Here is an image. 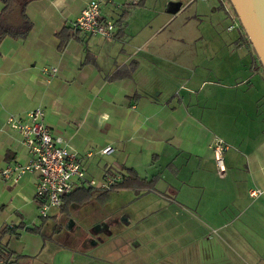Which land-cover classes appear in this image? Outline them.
Instances as JSON below:
<instances>
[{
	"label": "crops",
	"instance_id": "obj_1",
	"mask_svg": "<svg viewBox=\"0 0 264 264\" xmlns=\"http://www.w3.org/2000/svg\"><path fill=\"white\" fill-rule=\"evenodd\" d=\"M89 1L32 0L24 8L31 22L27 34L0 39V170L30 160L20 133L6 123L7 116L23 117L41 107L53 135L76 152L81 166L93 156V150L104 156L110 154L101 153L102 148L115 147L121 158L109 161L119 163L113 172L101 171L102 179L106 182L115 175L114 181L119 183L134 174L130 185L120 189H140L138 195L147 212L139 217L128 211L122 243L118 249H109L102 260L110 264H264V71L257 67L258 60L239 22L238 33L220 41L202 37V32L191 36L190 32L191 23L196 24L193 17L198 19L210 11L213 20L218 18L223 9L219 1L100 0L101 14L121 25L115 24L113 37L103 38L72 27ZM21 2L13 0L16 15L9 17L12 4L4 15L5 24L21 23ZM200 23L198 19L197 29L204 31L206 25ZM161 31L166 32V38L160 37ZM186 31L190 33L187 38ZM175 38L180 41L175 43ZM191 44L201 55L206 53L204 47L213 45L210 59L220 53V62H235L234 69L225 73L220 68L214 75L218 80L213 78L212 67L201 72L186 69L191 62L186 47ZM168 46L170 51H163ZM238 50L247 56L237 55ZM224 76L226 84L220 83ZM164 77L171 79L167 85L162 82ZM170 85L176 87L170 90L179 98L174 108L168 106L175 96L166 92ZM164 122L181 142L180 148L171 147L170 136L138 134L157 130ZM213 133L227 143L223 175L215 169ZM145 143L152 156L150 163L142 165L136 145ZM165 149L166 168L157 171V159ZM138 165H142L143 174ZM83 170L85 178L93 180ZM36 184L37 175L32 172L17 182L0 174V252H11L6 264H28L31 260L27 257L37 254L39 240L56 243L58 239L59 235L50 233V238L41 230L48 219H37ZM82 186L90 187L83 182L76 188ZM253 188L261 192L251 198ZM99 190L96 196L106 191ZM117 190L109 191L104 201L95 198L104 204ZM192 191L199 193V209L194 198L185 194ZM155 194L160 201H155ZM150 201L161 208L149 212ZM73 204L83 202L69 207ZM69 207L51 218L69 214ZM54 209L59 207L49 212ZM165 215L172 218H168L166 230L154 228L158 224L147 218ZM144 221L147 224L138 228V222ZM17 229L25 231L18 234Z\"/></svg>",
	"mask_w": 264,
	"mask_h": 264
},
{
	"label": "rangeland",
	"instance_id": "obj_2",
	"mask_svg": "<svg viewBox=\"0 0 264 264\" xmlns=\"http://www.w3.org/2000/svg\"><path fill=\"white\" fill-rule=\"evenodd\" d=\"M191 1V0H190ZM202 2V3H212V4H217L219 0H197V2ZM192 2V1H191ZM231 6V5H230ZM13 10L12 12L9 14V17L11 16L12 18L15 17L16 15V6L15 4H13L12 6ZM223 9H220L219 13L220 15L218 16L217 19L213 20V16L210 15V11H207V13H204L202 15L199 16L198 19L201 20L202 23H200L199 25H206L204 31L197 29V22L198 19L196 18H192V20H195V25L194 23H191L190 25V32H191V36L194 34H197V37L199 36L200 32H202V37H213L215 40L218 39H222V38H229L231 39V37L235 36L236 33H238L237 31V27L232 28L234 29L233 31H227V30H231L229 29L230 26L224 27L226 26L229 22H231V16L233 15V8L232 10L228 7V12L224 9V7L222 6ZM185 9L182 10L181 13H184ZM235 13V12H234ZM235 17V16H234ZM238 23V22H237ZM209 25V26H207ZM212 25V26H210ZM240 26V24H239ZM227 28V30H226ZM219 32H221V34H219ZM244 33V32H243ZM218 34V35H217ZM222 35V36H220ZM190 36V33L188 31H186V38ZM218 36V37H217ZM160 37L162 38H166V32L165 31H161L160 32ZM221 37V38H219ZM224 40V39H223ZM180 40L179 38H175V43H178ZM221 41V40H220ZM225 41V40H224ZM209 48V49H208ZM208 48L204 47L205 50V54L201 55L200 51L198 48H196V46L194 45H190L186 47L187 50H189V52H191V62L187 65L186 69H189L190 67L196 69V72H201L204 71V68H208V67H212L214 70V75H216L217 73L219 74L220 72V68L222 71H224L226 73V71H229L230 69L233 70L234 66H235V62H228L226 61V57L227 55H225L224 59L225 61L220 62L219 59V54H218V58L216 57V55L214 56V58L211 60L210 59V54L212 51V49L214 48L213 45H208ZM227 48V47H225ZM235 48V47H234ZM171 47H165L163 51H170ZM197 49V50H196ZM211 49V50H210ZM196 50V53L194 54V51ZM189 52L186 51V60L185 63H187V61L189 60ZM219 52V51H218ZM170 53V52H168ZM175 54V52H173ZM231 53V52H230ZM245 53V55H244ZM171 54V53H170ZM246 55L245 51L238 50L237 55ZM233 58V57H232ZM234 61V60H233ZM167 66H170L168 63H165ZM223 64V69H222V65ZM173 71V68H172ZM220 77V76H219ZM213 78H215V80H218L216 76H214ZM221 82L223 84L227 83V79L226 77H221ZM171 81V79L169 77H164V80H162V82H164V85H167L168 82ZM173 83V82H172ZM199 83L196 84V86ZM176 87H173L170 85L168 87H166V92L170 93V94H174L175 91H171V90H175ZM171 89V90H170ZM205 92H207V88H205L204 90ZM178 93L182 96H184L183 93H181V91H178ZM193 94H195V92H193ZM206 95V93H205ZM186 96V95H185ZM188 96V95H187ZM186 101L188 100V97L185 98ZM179 104V98L177 95L174 96V98L172 99V101L168 104L169 108L173 106V108L175 106H177ZM171 110V109H170ZM173 110V109H172ZM171 110V111H172ZM172 113V112H171ZM169 124H167V122H164L159 129L157 130H152L149 129V131H139L138 134H143V135H155L158 136L159 138H167L168 136H170L169 140H171V147L172 148H176L177 146L180 145L181 142H179V140L174 136V132L172 129L169 128ZM216 137H220V135L218 134H212V140L211 142H214V139ZM211 143V145H212ZM138 146V149L140 150V163L143 164H148L151 162V151L148 149V146L145 144H140V145H136ZM180 148V146L178 147ZM93 150V149H92ZM97 149L93 150L92 152L94 153L92 157L87 158L86 160H84L82 163V169L86 170L87 175L92 176L91 178L93 179V181L95 182L96 186H93L91 193L93 194L92 198L90 200H88L87 202L83 203V204H73L69 207V214L67 216H70L71 218H73L76 223H77V228L74 232H70L68 229L65 228V225L67 223L68 217H66V214H61L60 215V219L63 220L64 222H62L63 224V230H62V234L59 238L55 242H52L51 240H47L42 238V240H39V245L38 246V250L36 251L37 254L36 255H30L27 257L28 260H31L30 262H28V264H110L104 260H102L105 257H102L105 253L106 247H108V244L105 243V245L103 247H98L96 249H92L91 251H89L88 253L85 252V249L82 248H78L76 245L79 243L83 233L85 232H89L90 227L94 224L95 221H99V220H103L105 218H119L121 216H124L128 213V211H132L133 213H138L139 217L141 215H143L144 213L147 212V207H145V202L141 201L142 198L141 196H139V192L140 189H130V191L126 190V189H120L117 190L115 192H113L111 194V198L108 199L109 201L106 203H100L98 201H100L99 199H95V196L98 192H100L99 189H101L99 187V183L104 182V179H102L100 172L103 170H109L108 173H110L112 171V169H114V167L116 168L118 163L114 160V161H109V159L113 158L116 156V158H121L120 155H117L115 151V147L112 148V151H110L108 154L110 155H104L102 156L101 154L99 155L98 153H95ZM110 156V157H108ZM167 156H168V150H163V153L161 154V157L157 159V171L161 170V169H165L166 168V162H167ZM114 159V158H113ZM139 163V164H140ZM142 165L139 167L138 165V171L143 174L142 172ZM137 167V165H136ZM84 171V170H83ZM113 172V171H112ZM85 175V172H84ZM115 175L110 178L107 179H115L114 178ZM99 189H98V188ZM193 187H198L195 184L193 185ZM255 189V188H253ZM104 190V189H101ZM102 192V191H101ZM130 194V195H129ZM188 197H192L194 198V205L195 208L199 209L200 205L202 203V201H198L199 200V193L197 191H192L190 193H185ZM129 195V196H128ZM126 196V197H125ZM156 200L155 201H160L158 200V195H156ZM127 198H132L130 201H126ZM126 201V205H123V203ZM155 201H150L149 202V212H152L153 210H158L159 208H161V205ZM37 219L38 221H41L42 219L39 217V210H37ZM59 210L54 209L51 210L48 213V216H52L54 214H58ZM135 218V217H134ZM148 221L158 224L157 226H154V228L156 227H160V228H164L165 230L168 229L169 224L167 223L169 221L168 218H171V215H165V216H161V217H155L154 219H150V216H147ZM48 220L45 221V224L42 226V231L47 233V235L51 233V228L53 226V224H55V220L54 218H47ZM172 219V218H171ZM155 221V222H154ZM134 223H137V220L134 221ZM147 222L144 221V223H140L138 222V228L143 227L144 225H146ZM122 227V225L120 226ZM125 227H122V230ZM18 230V229H17ZM24 229H19L18 230V234L23 233ZM202 231L204 232V230L202 229ZM20 241L26 242V236L25 239H23V237L20 239ZM67 245H71V246H76L73 249L67 248ZM57 249H59V251L57 252ZM116 252H113V255H115ZM92 256H96V258L92 257ZM98 257H102V258H98ZM148 264V263H146ZM168 264H172V263H168Z\"/></svg>",
	"mask_w": 264,
	"mask_h": 264
},
{
	"label": "built area",
	"instance_id": "obj_3",
	"mask_svg": "<svg viewBox=\"0 0 264 264\" xmlns=\"http://www.w3.org/2000/svg\"><path fill=\"white\" fill-rule=\"evenodd\" d=\"M219 2L227 12L228 7L232 10L228 0H219ZM101 6L100 0H90L73 21V29L88 35H98L103 38L113 37L115 23L101 14ZM231 20L229 29L238 24V18L234 12ZM51 70L55 71V68H51ZM6 123L20 133L22 142L30 155V160L26 163L8 164L0 170V174L4 179L13 182H17L27 172L37 175L35 197L39 201L40 217H47L51 208L59 207L63 194L73 190L83 182L89 186L95 185L93 180L85 178L76 152L63 144L61 137L53 135L44 121V111L41 107L27 111L23 117L9 114ZM211 148L216 172L223 175L226 171L224 154L227 143L222 138L217 137ZM110 151H112L110 146L100 150L103 154H108ZM113 181L114 179H110L100 184L99 187L107 189ZM260 192L258 189H251L249 195L256 197Z\"/></svg>",
	"mask_w": 264,
	"mask_h": 264
},
{
	"label": "trees",
	"instance_id": "obj_4",
	"mask_svg": "<svg viewBox=\"0 0 264 264\" xmlns=\"http://www.w3.org/2000/svg\"><path fill=\"white\" fill-rule=\"evenodd\" d=\"M30 1H32V0H22V2L19 4V16L21 18V23L19 25H16V26H11L9 24L4 23V15L7 12H9L10 7L13 4V0H1V2L3 3V9L0 11V39L5 35L18 37V36H25L27 34V32L31 28V22L28 20L24 8H25V5ZM115 24H118L117 26H121L119 21L115 22ZM240 28L243 30V28L241 26H240ZM60 32H63V31H60ZM243 32H244V30H243ZM244 35H245V39L250 44L249 39L247 38L245 32H244ZM250 47H251V44H250ZM256 59L258 60L257 57H256ZM257 67L258 68L262 67L259 60H258ZM133 179H135L134 174H129V175H126V178L119 183L117 181H114L112 184L109 185V187L106 189L105 192L98 194L97 198L101 199V201H104L103 199L107 198L109 191L117 190L123 186L130 185V181H132ZM91 190H92V186H90V187L82 186V187H78L76 189H73V190L63 194L61 197L60 205H59V213L67 212L68 207L71 203H82L85 200L89 199L92 195ZM251 198H253V197H251ZM50 217H52V216H47L44 218L47 219ZM53 218L56 219V216L55 217L53 216ZM57 228H58L57 226H53L52 231L55 233L58 230ZM10 256H11V252H9V251H7L6 254H3L0 252L1 264H6L8 262L7 258H9Z\"/></svg>",
	"mask_w": 264,
	"mask_h": 264
},
{
	"label": "flooded vegetation",
	"instance_id": "obj_5",
	"mask_svg": "<svg viewBox=\"0 0 264 264\" xmlns=\"http://www.w3.org/2000/svg\"><path fill=\"white\" fill-rule=\"evenodd\" d=\"M97 197V196H95ZM91 198L85 200L83 203L87 202ZM96 199V198H95ZM68 217L67 223L65 225V228L68 229L70 232H74L77 228L76 221ZM58 219V218H57ZM55 220V224L53 226H57L58 230L54 233L51 228V234H55V236L59 235V238L62 234L63 230V224L64 222L61 219ZM126 224V215L121 216L119 218H105L103 220L95 221L94 224L90 227L89 232H84L79 243L76 245L78 248L85 249V252H89L92 249H96L98 247H103L106 244H108V247H106L107 250H105V253H108L107 251L109 249H118L119 244L123 241V234L124 229L122 230V227H125ZM122 225V227H120ZM52 236V235H51ZM49 235V237L51 238ZM124 244V243H123ZM123 244L121 246H123ZM71 246V245H67ZM73 247V246H71ZM105 253L102 257H105ZM98 257V258H102Z\"/></svg>",
	"mask_w": 264,
	"mask_h": 264
},
{
	"label": "water",
	"instance_id": "obj_6",
	"mask_svg": "<svg viewBox=\"0 0 264 264\" xmlns=\"http://www.w3.org/2000/svg\"><path fill=\"white\" fill-rule=\"evenodd\" d=\"M264 70V0H228Z\"/></svg>",
	"mask_w": 264,
	"mask_h": 264
}]
</instances>
